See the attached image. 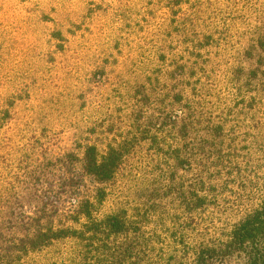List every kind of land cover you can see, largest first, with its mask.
Segmentation results:
<instances>
[{"label": "rangeland", "instance_id": "obj_1", "mask_svg": "<svg viewBox=\"0 0 264 264\" xmlns=\"http://www.w3.org/2000/svg\"><path fill=\"white\" fill-rule=\"evenodd\" d=\"M57 29L73 33L64 54L53 51ZM262 35L264 0H0V264H67L66 245L28 259L13 246L41 210L68 212L100 187L103 212L132 215L151 256L169 254L162 242L173 229L196 240L221 238L251 206V189L235 197L229 185L187 222L184 201L196 204L188 186L197 168H175L171 150L182 149L176 136L190 116L242 125L237 142L249 131L247 96L230 79L249 65ZM254 112L256 120L264 107ZM78 143H109L120 153L111 183L100 186L61 165ZM241 157L253 179L257 155ZM77 174L73 193L65 179Z\"/></svg>", "mask_w": 264, "mask_h": 264}, {"label": "trees", "instance_id": "obj_2", "mask_svg": "<svg viewBox=\"0 0 264 264\" xmlns=\"http://www.w3.org/2000/svg\"><path fill=\"white\" fill-rule=\"evenodd\" d=\"M69 35H73L71 30L64 33L57 29L50 33L54 53L67 51ZM258 40L262 44L259 46L255 40L250 47L252 53L246 58L249 65L243 68L245 71L234 68L230 79L235 92L247 96L246 109L250 117L245 128L249 131L237 142L235 130L242 125L226 127L224 120L213 121L207 117L201 124L198 118L190 116L176 136L183 142L182 149L177 146L171 150L175 168L186 172L197 168V173L193 174L197 181L188 186V195L196 198V204L192 208L184 201L187 222L192 220L187 218L191 213L206 210L229 185L236 186L235 197L251 189V206L243 207L236 214L221 238L196 240L188 231L173 229L169 235L171 241L168 244L162 242L167 249L171 247L169 254L151 256L152 245L132 215L122 209L103 212L106 195L100 187L95 196L83 198L68 212L41 210L40 216L25 226L24 238L14 244L13 249L23 252L24 259H28L56 244H63L69 248L67 257L62 260L67 264H225L231 260H237L236 264H264V116L254 119V110L264 107V99L256 98L264 93V35ZM248 87L254 94L246 93ZM6 105L13 107L14 98ZM8 118L9 112L4 110L2 119ZM198 128L203 136L197 139L195 131ZM257 130L262 135H258ZM246 136L250 137L248 142H245ZM76 147L77 153L71 152L58 159L64 168L70 171L78 167L82 176L100 186L113 181L121 155L111 144L99 148L96 144L78 143ZM242 152L257 155L255 164L251 165L255 170L253 179H249L250 175L244 174L245 169L241 168ZM79 177L77 174L65 179V185L73 189V193L76 184L81 183Z\"/></svg>", "mask_w": 264, "mask_h": 264}]
</instances>
